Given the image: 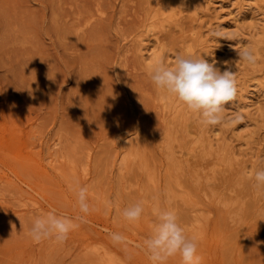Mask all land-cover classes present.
Listing matches in <instances>:
<instances>
[{"label": "rangeland", "instance_id": "rangeland-1", "mask_svg": "<svg viewBox=\"0 0 264 264\" xmlns=\"http://www.w3.org/2000/svg\"><path fill=\"white\" fill-rule=\"evenodd\" d=\"M180 1L0 0V264H150L141 246L154 207L177 212L201 264H264V194L247 178L264 167V0H213L221 38L207 35L208 0ZM249 44L254 66L234 50ZM177 52L204 53L237 72L238 89L251 85L224 124L201 125L150 81L149 66ZM77 183L86 222L63 245L34 243L35 216L82 215ZM140 200L130 224L121 211Z\"/></svg>", "mask_w": 264, "mask_h": 264}, {"label": "clouds", "instance_id": "clouds-1", "mask_svg": "<svg viewBox=\"0 0 264 264\" xmlns=\"http://www.w3.org/2000/svg\"><path fill=\"white\" fill-rule=\"evenodd\" d=\"M220 37L221 31L212 33ZM240 62L254 66L258 53L251 44L234 48ZM43 62V61H42ZM226 65L229 63L224 62ZM213 59L210 63L203 55L191 52H177L174 62L169 64L163 58L149 66L147 75L155 88L166 97L174 99L205 127L222 125L226 122L225 106L234 102L238 95L237 72L230 68L221 71ZM258 195L264 194V167H256L247 176ZM76 194V204L82 215L70 217L55 210L35 216L31 220L27 235L36 244L51 240L63 245L80 223L86 222L93 210L88 200V187L78 183L69 185ZM145 201L140 200L124 207L122 218L130 224L141 220L145 212ZM154 220L150 234L143 240L142 249L150 264H168L179 256L180 264H201L198 255L199 240L190 236L182 226L177 212L170 207H154ZM114 243H125L127 238L119 232L109 233Z\"/></svg>", "mask_w": 264, "mask_h": 264}, {"label": "bare ground", "instance_id": "bare-ground-1", "mask_svg": "<svg viewBox=\"0 0 264 264\" xmlns=\"http://www.w3.org/2000/svg\"><path fill=\"white\" fill-rule=\"evenodd\" d=\"M180 1V0H179ZM173 2V1H172ZM176 2V1H175ZM174 2V3H175ZM180 2H182V1H180ZM222 1L221 0H219L218 1V3H221ZM215 3H216V1H213V0H208V2L206 3V4H208V7H212V13H214V19H215V22H216V26H215V28H214V30H213V27L212 28H209V32L207 33V35H209V33L210 34H212L213 32H215V31H221L222 30V34H221V36L220 37H217V38H221L223 35H224V33H223V28L221 27V24L219 23V20L221 19V14H220V10L222 9V6L220 5V6H216L215 5ZM232 3V2H231ZM251 3V2H250ZM249 2H247L246 0H236V3H233V4H236V5H238V6H252L253 4H250ZM205 4V5H206ZM256 4V3H255ZM232 5V4H231ZM168 6V5H167ZM257 6V5H256ZM169 7V6H168ZM208 7H206L205 9H207L206 11H208L209 12V9H208ZM236 7V6H235ZM258 7V6H257ZM165 8V7H164ZM243 8H246V7H243ZM242 8V9H243ZM237 10V9H236ZM207 15V14H206ZM212 16V15H211ZM199 18V17H198ZM196 19V18H195ZM194 19V20H195ZM213 19V20H214ZM196 21V20H195ZM208 22V21H207ZM240 26V25H239ZM199 35V34H198ZM213 35V34H212ZM211 35V36H212ZM214 36V35H213ZM197 37V36H196ZM199 37V36H198ZM214 37H216V36H214ZM211 38V37H210ZM209 38V39H210ZM213 38V37H212ZM219 40V39H218ZM209 41L205 38L203 41H202V45H206L205 47H207V43H208ZM218 43H221V41L219 40L218 41ZM255 43H256V41H255ZM204 47V46H203ZM210 48V47H209ZM143 52V51H142ZM206 53V52H205ZM213 53V52H212ZM202 55L204 56V53H202ZM211 55V54H210ZM206 56V55H205ZM204 56V58L206 59V57ZM207 60V59H206ZM210 61V60H209ZM208 61V62H209ZM240 63V62H239ZM245 70V69H244ZM239 75V74H238ZM241 81V80H240ZM244 81V80H243ZM245 83V82H244ZM262 83H264V82H262ZM238 84H240V83H238ZM256 84L257 85H260L261 84V82L259 83L258 81L256 82ZM244 85V84H243ZM251 85H249V86H247V85H245L244 87H241V88H239L238 89V91H244V89L246 90V89H250L251 87H250ZM255 85H253L252 86V88L254 87ZM238 87H240L239 85H238ZM259 91V90H258ZM258 93V92H257ZM236 102V101H235ZM166 105V104H165ZM217 128V127H216ZM219 128V127H218ZM223 128V127H222ZM221 129V128H220ZM184 130V129H183ZM242 132V131H241ZM209 133V132H208ZM254 133V132H253ZM255 137V136H254ZM217 140V139H216ZM238 141V140H237ZM233 143V142H232ZM248 144H249V142H248ZM255 144V143H254ZM262 145V144H261ZM249 148V147H248ZM252 150V149H251ZM254 157V156H253ZM106 259H108V258H106ZM109 262V261H108Z\"/></svg>", "mask_w": 264, "mask_h": 264}]
</instances>
